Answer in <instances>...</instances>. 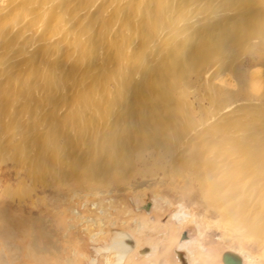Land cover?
Listing matches in <instances>:
<instances>
[{"label": "bare ground", "instance_id": "bare-ground-1", "mask_svg": "<svg viewBox=\"0 0 264 264\" xmlns=\"http://www.w3.org/2000/svg\"><path fill=\"white\" fill-rule=\"evenodd\" d=\"M263 44L264 0H0V108L10 94L23 98V111L33 104L52 116L50 131L19 123L6 141L12 144L15 133L22 154L25 146L36 151L31 179L38 170L57 176V184L105 186L100 194L179 178L178 190L195 188L216 214L215 228L261 248L257 256L235 252L241 264H258L264 78L259 61H238V54L251 60ZM72 213L78 215L76 205ZM4 217L7 240L36 230L27 240L32 252L44 235L39 224L20 228ZM170 220L147 229L169 235L192 224L197 237H185L178 249L188 253V264H215L203 244L210 223L181 208ZM135 223L138 232L146 228ZM147 243L143 257L157 247ZM136 251L137 245L118 255L117 263L128 264ZM104 257L111 264L113 255Z\"/></svg>", "mask_w": 264, "mask_h": 264}, {"label": "rangeland", "instance_id": "rangeland-1", "mask_svg": "<svg viewBox=\"0 0 264 264\" xmlns=\"http://www.w3.org/2000/svg\"><path fill=\"white\" fill-rule=\"evenodd\" d=\"M257 51L258 56L254 60H250L249 54L239 53L238 61H259L257 67L264 78V44L258 46ZM21 99L15 100L9 94L0 108V223L4 216L7 219L11 217L15 223H21L20 228L27 223H37L44 235L40 239L36 238V248L31 252L27 240L31 242L35 229H31L27 238L23 239L10 236L7 240L0 233V264H106L104 256L108 253L113 255L111 264H123L124 260L117 263L115 252V244L123 240L127 246L137 245L136 254L128 264H188V253L184 249L179 250L178 245L181 240L197 237V230L192 224L185 225L177 232L173 230L169 235H165V230L149 229L156 224L165 226L174 223L170 216L180 208L192 211L201 223H210L211 229L203 226L208 236L202 243L209 248L211 258L213 256L208 260L215 264H222L221 255L224 252L235 253L244 249L256 256L261 253L259 246L246 240L248 237L240 243L236 233L228 234L223 227L215 228L216 214L207 207L195 188L178 190L173 183L179 181V178L174 181L160 179L156 185L135 182L137 186L125 192L116 191L111 186L109 189L112 192L109 194L97 192L98 189H105V186L85 188L68 181L57 184V176H40L38 170H34L31 175L34 179H31L28 174L36 151L25 146L22 154L23 142L16 143L20 138L18 134L10 136L12 144L6 139L19 123H32L31 130L50 131L52 116L42 108L35 110L33 104L28 111H23L24 103ZM157 196H162L168 203L158 200ZM75 205L78 215L72 213ZM98 207L104 212H99ZM136 221L145 222L146 228L136 231ZM221 233L228 238L219 239ZM148 239L157 247L151 256L143 257L142 251L150 248ZM28 251L39 258H30ZM6 257L7 260H3ZM258 262L263 264L264 261Z\"/></svg>", "mask_w": 264, "mask_h": 264}, {"label": "water", "instance_id": "water-1", "mask_svg": "<svg viewBox=\"0 0 264 264\" xmlns=\"http://www.w3.org/2000/svg\"><path fill=\"white\" fill-rule=\"evenodd\" d=\"M222 261L224 264H241L242 258L236 253L224 252L222 254Z\"/></svg>", "mask_w": 264, "mask_h": 264}, {"label": "flooded vegetation", "instance_id": "flooded-vegetation-1", "mask_svg": "<svg viewBox=\"0 0 264 264\" xmlns=\"http://www.w3.org/2000/svg\"><path fill=\"white\" fill-rule=\"evenodd\" d=\"M115 246L117 247V251H118L117 256L118 255H125L124 258L134 249V246H132V245L127 246L124 240L116 243ZM179 255L181 256V253H179ZM182 258H184V255H182Z\"/></svg>", "mask_w": 264, "mask_h": 264}]
</instances>
